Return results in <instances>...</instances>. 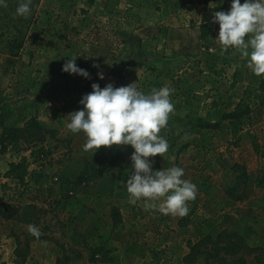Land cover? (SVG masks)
<instances>
[{
  "label": "rangeland",
  "instance_id": "1",
  "mask_svg": "<svg viewBox=\"0 0 264 264\" xmlns=\"http://www.w3.org/2000/svg\"><path fill=\"white\" fill-rule=\"evenodd\" d=\"M82 1L40 0L37 28L42 43L33 46L27 42L15 64L7 71H3L0 64V92L3 101L12 109L8 123L20 124L30 115H43V120H49L44 125L55 130L54 135L43 142L26 144L20 141L0 152V204L16 207L8 218L0 216V264H51L54 258L64 254L68 256L63 260L65 264H98L96 254L99 252L95 248L99 245L90 244L81 234L90 219L108 216L111 221L112 205L126 206L121 208L124 223L112 227L114 239L120 240L121 249L128 248L138 258L149 262L156 261L152 257L153 250H163V258L156 261L158 264H185L181 260L186 250L185 240L196 239L197 231L214 232L224 213L233 216L231 223L226 220L224 225L237 229L249 245L264 242V190L254 187L256 176L264 170V104L249 101L251 111L242 118L237 133L231 131L227 119L220 118L221 113L232 110L243 95L250 75L255 83L264 79L248 69L246 59H242L235 49L230 48L221 54L215 41L219 24L214 22L212 7L217 4L230 7L232 0L164 2L168 22L176 24L167 42L175 54L168 55L172 53L169 49L164 57L173 60L163 65V69L169 71L163 78L169 77L173 83L168 80L167 83L158 82L161 84L159 88L175 89L174 96L171 95L175 111L161 132L169 144L168 152L164 158L156 156L150 161L154 171L181 167L183 179L197 186V196L188 205L189 208L193 206L194 211L186 215L180 225V217L164 215L167 227L162 228V233L143 231V227L137 225V231L132 235L128 234L132 204L128 202L126 181L133 171L130 157L134 149L129 145L101 147L94 154L84 151L81 144L84 134H73L66 129V123L70 122L67 115L83 109L80 101L92 91L94 83L104 88L109 83L120 87L136 82L138 89L145 93L152 88L147 87L148 77L144 81L141 79L143 69H134L118 60L117 47L122 33H117L116 22L108 14L110 10L99 19L82 22L78 12L83 7ZM144 3L146 9L143 2L140 5L146 15L149 10H160V6L154 9ZM68 16L70 19L63 22ZM202 21L206 22L204 33L200 28H194ZM127 23L124 20L121 25L130 26ZM2 57L0 53V62ZM73 57H77L76 65L89 73L88 78L62 70ZM235 70L243 78L232 84ZM98 73H102L104 79H100ZM21 157L28 162L27 188L3 175L5 163ZM84 160L104 167L101 177L77 181ZM233 164L244 166L248 186L254 191L239 200H232L226 194L227 188L235 181ZM133 208L138 219L142 217L138 211L147 212L142 201ZM101 209L105 212L99 215ZM153 212L155 215L160 213ZM77 219L80 222L75 221ZM141 219L144 221L145 217ZM30 224L43 233L39 240L28 233ZM90 230H97V227ZM25 237L29 239L27 246ZM17 245L25 249L24 259L16 255ZM92 253L94 260L89 261ZM258 253L240 252L238 255L241 254L245 261L230 264H261ZM227 258L230 260L231 257Z\"/></svg>",
  "mask_w": 264,
  "mask_h": 264
},
{
  "label": "clouds",
  "instance_id": "2",
  "mask_svg": "<svg viewBox=\"0 0 264 264\" xmlns=\"http://www.w3.org/2000/svg\"><path fill=\"white\" fill-rule=\"evenodd\" d=\"M32 0H21L16 15L28 18ZM0 6L7 7L6 0ZM214 22L219 24L215 39L221 54L230 48L246 59L248 69L257 77L264 76V0H232L230 10L216 11ZM69 59L63 71L85 78L89 73ZM99 67L98 65H93ZM104 79L102 73H98ZM92 91L80 101L82 110L69 113L70 122L66 129L73 134L83 133L84 151L93 154L101 147L131 146L134 149L130 159L133 171L126 181L128 202L132 205L143 202L145 211H158L163 215L183 218L188 215L189 202L197 196V186L183 179L184 170L178 166L153 170L150 158L165 157L169 144L161 135L168 125L175 106L171 100L173 89L163 86L145 93L137 83L114 87L112 83L101 88L92 84ZM27 231L37 240L43 235L35 225H28ZM42 243L46 244V241Z\"/></svg>",
  "mask_w": 264,
  "mask_h": 264
},
{
  "label": "trees",
  "instance_id": "3",
  "mask_svg": "<svg viewBox=\"0 0 264 264\" xmlns=\"http://www.w3.org/2000/svg\"><path fill=\"white\" fill-rule=\"evenodd\" d=\"M204 3L215 0H202ZM21 0H6L7 7L0 6V53L3 54L1 58V69L7 71L12 67L19 55L24 49L27 42L33 46H38L42 43L43 38L40 31L37 28L38 21V5L40 0H32L31 14L28 18H24L16 15V8ZM230 7L224 5H215L212 7L213 16L216 11H229ZM206 22L200 23V31L204 33L206 31ZM4 65V66H3ZM3 66V67H2ZM242 74L235 70L232 74V84L242 81ZM242 96L235 103L232 110L224 111L221 113V119H227L231 125V131L237 133L240 128L242 118L249 115L251 111L250 102L256 101L258 104H264V79H260L257 83L251 80V75L248 77ZM80 110V109H79ZM78 111V110H77ZM12 116V109L9 103L3 101L2 93L0 92V152L3 153L7 150L10 144L16 142H25L30 144L32 142H43L47 137H52L55 130L46 127L36 115L28 116L20 124H10L8 120ZM79 134V133H77ZM85 136L81 139V144L84 145ZM28 162L25 157H21L17 161H10L8 167L3 173L4 177L17 181L21 186L27 188L28 185L25 182L27 174ZM233 168L236 171L235 181L226 190L227 196L232 200L242 199L250 194L253 189H250L247 182V173L243 165L233 164ZM104 167H98L88 160L83 161L82 168L80 169L77 181L86 182L101 177ZM255 189L264 190V170L256 176ZM254 192V191H253ZM126 206L112 205L110 209L112 227L121 225L125 219L121 212V208ZM134 205L129 209L131 217L128 234L132 235L137 231V225L143 227V231H150L156 234L162 233L163 229L167 227V222L164 220V215L155 213L152 210L147 212L138 211V214L145 217L142 221L136 218L134 212ZM189 213L194 211L193 206L189 208ZM16 211V207L11 204H0V216L8 218L12 212ZM188 213V214H189ZM232 215L224 213L220 221V226L215 231H197L196 239L188 238L185 240L186 250L181 256V260L185 264H230L231 262L242 263L245 261L240 252H255L257 259L261 264H264V242L259 244L249 245L244 236L233 226L224 225L226 220L231 223ZM185 217L179 218L178 224L180 225ZM19 244V239H15ZM29 239L24 238V244L28 245ZM105 245H99L95 248V251L100 252L104 250ZM163 250H153V259L156 261L161 260ZM15 253L21 256L22 259L26 256L24 248L15 247ZM79 255V254H78ZM227 256H230L228 260ZM67 254L55 259V264H65ZM94 260V254L92 253L88 259Z\"/></svg>",
  "mask_w": 264,
  "mask_h": 264
},
{
  "label": "crops",
  "instance_id": "4",
  "mask_svg": "<svg viewBox=\"0 0 264 264\" xmlns=\"http://www.w3.org/2000/svg\"><path fill=\"white\" fill-rule=\"evenodd\" d=\"M144 1L147 6H154V9H158V6H160V10H149L147 13L148 15H146ZM142 2L144 4V9L141 11L142 5L140 4H142ZM159 2L162 5H160ZM164 2L165 0H83L81 4L83 7L78 11L81 14L82 22H88L90 18L99 19L101 16L107 14L108 9L110 10L108 14L111 16L110 19L116 22L119 31L117 33H122L120 38L121 43H119V47H117L116 56L118 60L124 61L129 67L138 70L140 68L143 69L141 79L144 81L148 77L149 80L147 84L149 85L147 87L149 89L153 87L159 88L161 84L158 81L163 80L167 83L168 80L171 84L173 83V80L169 77H166L167 79L163 78L169 73L167 70L168 68L163 69V65H167V61L173 60V58L164 57L168 54L167 51H169V49L172 53L168 55L175 54L173 53L175 51L167 45V42L169 41V36L172 35L171 29L176 24L171 21L168 22L169 15L166 14L165 9H167V7ZM41 3H43V1H41ZM140 15L143 16L140 17ZM69 16L68 18H63V22L66 19H70ZM124 20L126 23L129 22L130 26L121 25ZM131 21L133 23H131ZM194 28H200V24H196ZM86 31L90 32L89 30ZM161 70L164 71L161 72ZM139 76L140 75H138V77ZM172 89L175 90L174 88ZM172 95L174 96V94ZM37 118L43 124L49 123L48 119H46V121L43 120V115L42 117L37 115ZM7 167L8 162H6L3 167V173ZM102 212H105V210L101 209L99 215H101ZM102 218L103 219H97L96 217L94 220L90 219L87 225L84 226L85 231L81 234V237L87 239L90 244H105L106 246L107 243V248L96 254L99 257V259H97L98 264H158L156 261L149 262L148 259L138 258V256L132 253L128 248L121 249L120 240L114 239V230L111 226L112 221H110L108 216H102ZM75 221L80 222V219ZM83 223L84 221H81V224ZM93 226H96L97 230H90ZM111 246L115 248L118 247V249L113 248V250H109ZM84 252L85 251H83V254H86V252ZM149 260L153 261L152 258H149ZM54 262L55 260L51 264H55Z\"/></svg>",
  "mask_w": 264,
  "mask_h": 264
}]
</instances>
